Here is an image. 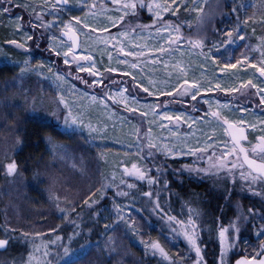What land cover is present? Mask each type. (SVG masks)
Here are the masks:
<instances>
[{"label": "snow or ice", "instance_id": "snow-or-ice-1", "mask_svg": "<svg viewBox=\"0 0 264 264\" xmlns=\"http://www.w3.org/2000/svg\"><path fill=\"white\" fill-rule=\"evenodd\" d=\"M70 4L79 5L81 15H71L69 19H61L65 10H68ZM208 0H192L187 3L186 0H100L99 10L96 0H31V2L23 3L21 0H0V18L4 15H11L13 8H23L28 11V23L31 24L33 30L43 29L40 37L47 33V50L56 57H63V63L69 66L67 72L59 69L54 70V63L48 64L43 60L37 61L35 64L30 59L13 60V65L18 69L11 79H5L0 82V120L12 123L14 127L16 122L12 119V113L37 110V98L30 95L31 89L23 87V81L31 74L37 76H45V69L50 78L57 84L59 91L57 92L58 100L55 101L56 108L50 113L57 120L63 114V122L66 126L77 125L87 128L89 136L93 139L107 140L109 139V125L107 123L97 122L93 124L90 120L85 123V112L75 109L83 107L69 101L64 95L63 86L68 85V76H74L75 79L81 80L88 87L104 84V73H120L124 77H131L135 89L141 90L149 97H172L171 102H176V98H188L196 101L202 93H209L216 90L225 93H237L239 95H251L250 90L255 89V95L259 97V104L264 105V35L257 37V43H251L246 28L250 22L256 23V16L245 15L241 19V12L246 7H255V5H246L243 0H233L230 13H235L236 18L233 25L226 30L214 29L217 34L211 44L207 43V35L199 33L206 28L220 13L222 8H226L227 4H222L221 0H215V5L208 7ZM150 14V22L144 23L140 16L144 10ZM195 12V23L197 27V35H185L183 25L188 24L191 28L193 21L189 19L179 20L180 12ZM165 14L174 16L176 21L170 19ZM51 16L52 19H46ZM104 19L100 20L99 17ZM17 21L14 24L15 34L23 33L21 39H7L4 44L14 45L17 49L28 51L29 45L27 41L34 39L35 31L29 34L24 31V18L20 15L15 16ZM95 21V22H94ZM179 21V22H177ZM259 22L264 25V14L259 16ZM59 29L60 35H56L55 30ZM111 29H116L115 32ZM87 30V31H85ZM255 34V27L252 29ZM84 36L85 40H90L96 48L88 50V45H81L80 37ZM37 38V47L39 42ZM248 40L247 43L245 41ZM243 44V49L235 61L231 60L221 63L219 60V50L227 46L235 45L239 47ZM83 46L87 51L77 53L76 49ZM102 46V47H101ZM186 46V47H185ZM207 48V52L204 49ZM215 49V51H214ZM185 50L189 55L199 56L203 59L199 62V67L203 69L202 78H188L190 65H187L183 59H174L177 52L181 55ZM199 50V51H197ZM92 51H100L101 55L108 56V66L103 69L97 67V63L92 56ZM113 52L116 56H113ZM253 52H258V56H254ZM0 53H4V49L0 48ZM115 61V63H113ZM209 61L216 67L213 71L229 73L235 77V81L230 85L224 84L219 78L209 77L206 75L209 70ZM88 64L87 67L83 63ZM75 64V72H88L93 79L89 80L79 75H75L71 66ZM163 65L166 72V79L159 80L152 73L157 71L156 65ZM119 65L126 66L125 68ZM151 65V67H149ZM148 69L146 72L145 69ZM236 69L237 71H230ZM138 70V72L136 71ZM240 70H249L245 74H238ZM259 74L258 76L256 74ZM245 75L247 78H245ZM109 81L115 83L108 77ZM146 81V82H145ZM15 90V91H12ZM69 91L73 96L77 95L74 85H69ZM11 92V95L9 93ZM88 98L92 104H100L105 109H109L107 104L111 100L113 104L122 106L125 112L131 114H139L142 122L148 124L145 131L142 125L133 124L131 135L136 138V143H128V147L136 148L135 155L139 159H134L129 165L128 161L118 163L115 168H122V172L117 173L115 168L111 172L110 177L101 174V182L99 186L92 185L89 190L81 197L79 203L76 200L63 199L66 204L62 206L59 201L61 197L55 195V207L62 215L63 221L73 220L70 213L76 212L77 217L81 216L85 207L90 211L93 206L99 205L102 200L107 199L112 189L113 207L116 210V220L124 221L128 228L135 234L140 235L137 230L136 223L132 217L125 215L126 206L117 202L116 197H134L135 193L132 189L139 187L137 182H147L151 189L160 184V176L162 172H166L167 161L169 157L192 156L195 159L192 163H185L182 169L189 173H213L224 180H230L233 186L239 178L242 188L246 189L253 195L264 197V127L260 128V133L255 137L253 143L248 136L246 129H256L257 124L264 126V118L257 117V123L247 120L244 116L232 118L225 114L224 109H230L227 103H221L219 100L213 103L210 100H204L208 105V110L204 112L202 117H193L186 112H169L164 110L170 103L168 99L162 102L141 104L137 96H133L129 88L121 86L118 91L111 90L105 92L104 97L92 95L89 97L87 92L81 94ZM180 103H185V99H180ZM196 105H192V111H196ZM241 113H248L249 109L240 107ZM108 116L112 120H120L123 124L126 120L123 116H118L117 110L111 108ZM151 117V119H148ZM211 118V119H209ZM167 122V123H165ZM202 122L211 127L213 135L202 133L203 139L197 138L195 143H189L188 138L192 137L194 132L181 133L179 125L187 124L189 128H194L198 123ZM175 125L176 127H173ZM154 126L162 130H166L169 137H175L174 140L165 137L161 131L159 135L154 134ZM114 128L115 125H112ZM218 129H222L226 135L223 141L215 139V133ZM202 131V130H201ZM48 143L51 145L53 156H59L60 159L73 160V167L76 166L74 157L70 156L64 145L57 144L53 138L49 136ZM117 139V143H121ZM247 142V143H245ZM22 140L16 137V144L19 145ZM104 149L100 151L99 156L106 161V152ZM125 155H132L126 153ZM164 157L160 160V157ZM150 161V163H149ZM159 161V162H157ZM197 161H206V166L198 164ZM7 175L13 176L17 173L18 164L16 160H10L3 165ZM155 168L156 174H151V168ZM118 180V183H117ZM168 180L164 179L162 187L167 189ZM229 192V197L231 196ZM141 195L149 198L152 204V211L165 219L170 227L173 238L182 235L187 241L190 249L195 252V259L191 264H206L204 255L199 243V227L197 224V216L199 213L189 204V216L187 220L180 219L175 215L169 214L168 210L161 202L160 192L143 191ZM154 197V198H153ZM229 197H226L229 198ZM77 207L80 211L77 212ZM237 214L235 219L228 226L221 225L219 228L220 238V255L218 264H231L227 260L229 250L234 246L226 236L229 228L234 229L236 240L239 241L241 234V222H247L255 218L257 209L249 207L247 212L243 211L242 205L238 202ZM91 215H98L97 211H91ZM260 219L264 221V211L261 212ZM6 229L9 225H5ZM77 229L79 225L77 224ZM56 227L48 228V232L57 233ZM112 229V224L106 223L104 231L107 233ZM15 232V228H11ZM44 233L38 230L25 231L21 230V236L28 241L33 251L28 253V260L21 261V264H88V256L91 252L89 241L79 245L73 249L70 244H59L58 248L62 251L57 252L58 259L50 258L51 249L49 245H55L62 237L57 234L55 239H40L36 243V238L44 237ZM82 233L73 230L68 236L71 241L73 237L81 236ZM257 238L264 237V223L256 229ZM111 240L112 238L109 237ZM146 250L151 249L153 253H159L165 260L171 264H188L189 256H172L166 250L160 239L143 240ZM9 240L0 238V249L6 248ZM112 251H115L113 248ZM3 264V262H0ZM235 264H264V239H260L259 248L256 255L243 256L235 261Z\"/></svg>", "mask_w": 264, "mask_h": 264}, {"label": "rangeland", "instance_id": "rangeland-1", "mask_svg": "<svg viewBox=\"0 0 264 264\" xmlns=\"http://www.w3.org/2000/svg\"><path fill=\"white\" fill-rule=\"evenodd\" d=\"M23 3L31 2V0H21ZM51 2V0H50ZM109 2V0H105ZM187 3H191L192 0H186ZM200 3V0H196ZM96 3L100 6V0H96ZM222 4H227L226 8H222L220 13L215 15L214 20L202 30L200 35H207V43L211 44L216 33L214 29L226 30L231 27L235 22L236 14L230 13V8L232 6L233 0H221ZM246 5H255V7H246L241 12V19L245 15L252 16L255 14L256 23L252 24L250 22L249 26L246 28L249 39L251 43H257V37L264 35V25L259 22V16L264 14V0H243ZM215 0H208V6H206V11L208 7L214 6ZM80 6L76 4H70L68 10H65L61 19L67 20L71 15H81L79 10ZM20 15L24 18V31L31 34L35 31L34 39L27 41L29 49L27 52L23 49H17L14 45L4 44L7 39H21L23 33L19 35L15 34L14 24L17 22L15 16ZM170 19L176 21L177 18L165 14ZM195 12H180L179 20L189 19L193 21L191 28L188 24L183 25V31L185 35H197V27L195 23ZM46 19L51 20V16L46 15ZM103 20L104 17H99ZM140 19L144 23L150 22V14L145 9ZM95 22V21H94ZM179 22V21H177ZM255 27V34L253 35L252 29ZM43 29L33 30L31 24L28 23V11L23 8H13L11 15H4L0 18V48L4 49L6 55L0 53V69H4L7 76L3 78L0 82L5 79H11L13 75L16 74L18 69L13 65V60H23L28 58L33 64L37 61L43 60L48 64L54 63V70L59 69L62 72H67L69 66L63 63V57H56L53 53L47 50L48 40L47 33L40 37V33ZM87 31V30H85ZM115 32L116 29H111ZM56 35H60L59 29L55 30ZM37 38L39 42V47H37ZM81 45L87 44L88 50L96 48V45L90 40H85L84 36L80 37ZM248 40L245 41L247 43ZM102 47V46H101ZM186 47V46H185ZM243 49V44L239 47L225 46L219 50L218 56L221 63L228 61H235V58L239 56ZM83 46L77 53L87 51ZM199 51V50H197ZM207 52V48L204 49ZM215 51V49H214ZM92 56L94 57L97 67L100 69L108 66L109 60L106 54L101 55L100 51H92ZM254 56H258V52H253ZM113 56L116 53L113 52ZM174 59H183L187 65H190L188 78L200 79L201 82H206L202 78V72L204 71L199 67V62L203 59L199 56H192L185 50L184 54L181 55L180 52L176 53ZM85 67L88 66L87 63L81 62ZM115 63V61H113ZM209 63V70L206 75L209 77L219 78L224 84L230 85L235 81V77L231 76L229 73L213 71L216 66ZM75 64L71 66V70L75 75H79L86 79H93L88 72L76 73ZM121 68H125L124 65H119ZM151 67V65H149ZM157 71L152 73L157 79H166V72L163 65H156ZM138 72V70H136ZM147 72L148 69L146 68ZM230 71H237L236 69ZM249 70H240L238 74H245ZM45 76H37L31 74L27 79L23 81V87L31 89L32 96L37 98V110L35 112L29 111L24 112H14L12 113V119L16 122V126L4 120H0V236L2 238L9 240L8 251L0 253V262L3 264H21V261L28 260V253L33 251L31 244L26 241L21 236V230L34 231L38 230L43 232L45 235L42 238H36V243L40 242V239H55V235L59 234L62 237L61 241H58L55 245H49L51 249L50 258L53 260L58 259L57 252L62 251L58 248V245L70 244L73 249L78 248L79 245L85 243L83 242V236L86 235L90 243L91 252L87 258L88 264H143L140 262L139 255H147L149 259L155 261V264H171L170 261L165 260L159 253H153L151 249L146 250L144 244L141 242V237L143 240L149 241L152 239H160L164 244L167 251H169L172 256H189L188 264H191L192 259H195L194 250L190 249L187 241L182 235L173 238L168 222L165 219H161L159 215L152 211V204H150L149 198L141 195L143 191H153L154 197L157 191L160 192L161 202L164 204L166 210L169 214L175 215L180 219L187 220L189 216V203L184 200L179 201V203L171 204L168 196V188L170 185L179 188L183 187V181H193L196 185H204V192L200 195L199 204L192 202V207L196 210L199 215L197 216V224L199 227V243L201 249L203 250L202 239L203 235H208L212 229L209 225L211 223L210 217L213 215L209 211L210 208L215 209L217 214L222 215L230 209L231 218L228 221V226L235 219L237 214V203L239 202L243 211L246 213L249 207H255L257 212L255 213V218L250 219L247 222H241V234L239 241L236 240V233L234 229L229 228L226 236L230 242H233V247L229 250L226 259L231 261V264L240 256H252L256 255V250L259 248L260 239L264 237L257 238L256 229L260 227L264 221L260 219L261 212L264 211V197L253 195L249 193L246 189L242 188L241 182L237 177V182L235 186L230 180H224L222 177H218L213 173H189L182 169V165L185 163H192L195 159L192 156H182V157H169L166 165V172H162L160 176V184L155 185L151 189L147 182H137L139 187L137 189H132L131 191L135 193L134 197H116V201L125 205V215L132 217L136 223L137 230L140 235L135 234L128 228V225L124 221L116 220V210L113 207V194L115 189L111 190L107 199L101 201L99 205L93 206L91 211H97L98 215H91V211L85 207L84 212L81 216L77 217L76 212L70 213L73 220L63 221L61 213L56 209L55 195H59L61 200L59 203L64 206L66 201L63 199L67 197L68 200H76L78 203L81 197L89 190L92 185L99 186L101 182V174L105 176L111 175V172L115 166L122 162L128 161L129 165L134 159H139L135 155L136 148L128 147V143H136V138L131 135L132 125H142L143 129L146 131L148 124L142 122L139 114H131L124 111L122 106L118 104H113L111 100L107 101L109 109L115 108L117 110L118 116H123L126 118L125 122L121 124L120 120H112L108 116L109 109H105L100 104H92L91 101L83 97L81 94L87 92L89 97L92 95L103 98L105 92L111 90L112 92L118 91L119 87L124 86L129 88L133 96H137L141 104L145 103H156L162 102L164 99H168L170 103L164 109L169 112H186L188 115L193 117H202L204 112L208 110V105L204 103V100H210L213 103L219 100L222 104L227 103L230 105V109H224L226 115L237 118L244 116L247 120L257 123V117L264 118V105L259 104V97L255 95V89H251V95H239L237 93H225L223 91H213L209 93H202L201 96L197 97L196 101H192L190 97L188 98H176V102H171L172 97H149L146 93L141 90L135 89L131 80V77H124L120 73H104V84L88 87L81 80H77L74 76H68V85L63 86L64 95L69 101L76 105H82L83 107L75 109L78 111L85 112V123L89 120L96 124L98 121L101 123H107L109 125V139L99 140L93 139L89 136L87 128L69 125L66 126L63 122V114L61 118L57 120L50 113L56 108L55 101L58 100L57 84L54 83L53 79L50 78V74H47V69H45ZM259 75L258 73L256 74ZM108 77H111L112 83L109 81ZM245 78L247 76L245 75ZM146 82V81H145ZM69 85H74L77 92L76 96H73L69 91ZM15 91V90H12ZM11 95V92L9 93ZM180 99H185V103H180ZM192 105H196L197 110L192 111ZM240 107H246L249 109L248 113H241L239 111ZM22 118V121L26 119L25 124L36 123L45 132L43 133V140L41 142V147L35 148L34 161L29 162V158L26 157V153L23 150V139L25 135L24 128L19 129L18 119ZM148 119H151L149 117ZM211 119V118H209ZM167 123V122H165ZM23 124V122H22ZM112 125H115L113 128ZM214 125L204 124L198 122L194 128H189L187 124L179 125V131L181 133L194 132L192 137L188 138L189 143H195L197 138L203 139L202 133L207 135H213L211 132V127ZM173 127H176L173 125ZM264 127L257 124L256 129H246L249 139L254 143L255 137L260 133V128ZM154 134L159 135L161 131L164 132L165 137L174 140L175 137H169L166 130H162L154 126ZM202 130V131H201ZM48 133V134H46ZM19 136L22 143L16 144V137ZM51 136L53 141L57 144L64 145L70 156L74 157L76 166L73 167V160H63L59 156H53L51 145L48 143V137ZM227 137L222 129H218L215 133V139L217 141H223ZM117 139L122 141L117 143ZM107 149L106 161L100 158V151ZM126 153H132V155H125ZM16 160L18 164L17 173L13 176L7 175L3 165L10 160ZM37 159V160H36ZM164 157H160L163 160ZM159 162V161H157ZM150 163V161H149ZM198 164L206 166V161H197ZM117 173L122 172V168H115ZM151 174L155 173V168H151ZM164 179L168 180V187L164 189L162 187ZM118 183V180H117ZM229 192L231 196L229 197ZM212 197L213 203L209 205L208 196ZM153 197V198H154ZM226 197H229L226 199ZM139 207H136L131 202L134 201ZM183 206H186V211H183ZM80 208L77 207V212ZM37 215V216H36ZM152 222L158 223V230L152 227ZM106 223L112 224V229L107 233L104 231V225ZM10 227L6 229L5 225ZM77 224L79 228L77 229ZM60 225L57 229V233L48 232V228L56 227ZM222 222L215 225L216 231V243L218 245V255L216 257V264H218V258L220 255V238H219V228ZM83 227V228H82ZM11 228H15L16 231H11ZM77 230L82 233L81 236L73 237L71 241L68 240V236ZM154 230V231H153ZM109 237L112 239L110 240ZM115 251H112V249ZM171 249V250H170ZM213 249V246L212 248ZM210 249V251H211ZM251 250V251H250ZM253 253L252 255L250 253ZM35 264V262H33Z\"/></svg>", "mask_w": 264, "mask_h": 264}, {"label": "trees", "instance_id": "trees-1", "mask_svg": "<svg viewBox=\"0 0 264 264\" xmlns=\"http://www.w3.org/2000/svg\"><path fill=\"white\" fill-rule=\"evenodd\" d=\"M6 76H7L6 71L4 69H0V81ZM18 120L19 121L17 122L19 124L18 125L19 129L23 127L25 131V135L23 139V145H24L23 150L26 153V157L29 158L28 159L29 162L34 161V154H36L35 148L37 149L38 147L42 146L41 142L44 138L43 133L45 132V130H43L36 123L30 122L28 124H25L26 119L22 121V118H19ZM0 176H1V171H0ZM183 185H184L183 187L176 188L172 184L170 185V189L168 188V196H169L171 204L179 203L180 199L184 200L186 203H189L191 205H192V202L193 204L195 203L199 204L198 200H200V195H202V193L204 192V187H203L204 185L202 186L196 185L193 181H183ZM208 198H209V205H210L213 203L212 197L209 195ZM131 203L135 205L136 207H139V203L137 204L135 202V199ZM183 211H186V206L185 207L183 206ZM209 211L212 212L213 215L217 214L216 213L217 211L213 208H210ZM229 211L230 209L226 212H223L221 216L212 215L210 217L211 223L209 222V225L211 226L212 229L210 230V233L207 236L203 235V239H202V245H203L202 253L204 255V260L206 264H216V257L218 255V245L216 243L215 225L217 224V222L219 223V220L222 222V225H227L228 224L227 220H229L232 216L231 212ZM151 225L155 229V231L158 230V223L152 222ZM87 239L89 238L86 235H84L83 242L84 240H87ZM212 246H213V249H211ZM8 248L6 251H8ZM250 254L252 255L253 253L251 252ZM139 259H140V262L143 264H155V261L149 259L148 256L144 254H140Z\"/></svg>", "mask_w": 264, "mask_h": 264}, {"label": "water", "instance_id": "water-1", "mask_svg": "<svg viewBox=\"0 0 264 264\" xmlns=\"http://www.w3.org/2000/svg\"><path fill=\"white\" fill-rule=\"evenodd\" d=\"M80 42H81V39H80ZM79 50H80V47L76 49L77 52H78ZM0 238H1V237H0ZM7 248H8V245L6 246V248H4V249H0V253L6 252ZM241 257H243V256H240V257H238L237 259H239V258H241ZM237 259H236V260H237ZM236 260H235V261H236ZM235 261L233 262V264H235Z\"/></svg>", "mask_w": 264, "mask_h": 264}, {"label": "flooded vegetation", "instance_id": "flooded-vegetation-1", "mask_svg": "<svg viewBox=\"0 0 264 264\" xmlns=\"http://www.w3.org/2000/svg\"><path fill=\"white\" fill-rule=\"evenodd\" d=\"M245 143H247V142H245Z\"/></svg>", "mask_w": 264, "mask_h": 264}]
</instances>
